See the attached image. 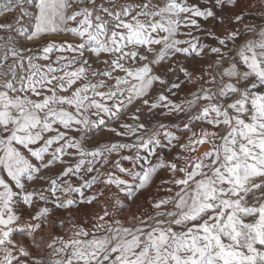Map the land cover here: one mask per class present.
Wrapping results in <instances>:
<instances>
[{
  "label": "snow or ice",
  "instance_id": "6c2138e0",
  "mask_svg": "<svg viewBox=\"0 0 264 264\" xmlns=\"http://www.w3.org/2000/svg\"><path fill=\"white\" fill-rule=\"evenodd\" d=\"M117 3L0 0V264H264V23Z\"/></svg>",
  "mask_w": 264,
  "mask_h": 264
},
{
  "label": "rangeland",
  "instance_id": "374dc122",
  "mask_svg": "<svg viewBox=\"0 0 264 264\" xmlns=\"http://www.w3.org/2000/svg\"><path fill=\"white\" fill-rule=\"evenodd\" d=\"M132 2H134V3H145V2H149V0H118L116 9L121 8L124 3H132ZM163 2H164V0H159V3L162 4ZM248 2L250 3L251 7L246 12V16L248 18L247 22L256 23V24L264 23V11L261 10L260 0H248ZM156 3H157V0H150V8H151L152 4H156ZM116 9H114V11ZM73 10H74V8L69 9L67 14H71V12ZM18 11L19 10L17 9V13H10V14L0 16V38H6L9 34V31L11 30V29H9V31H5L4 30L5 26L11 25L12 29L17 27V25L15 24V20H16V15L18 14ZM218 34H220V33L218 32ZM46 40H52V41L71 40V37L64 36V35H59V36L53 35V36L46 37ZM2 42H3V40L0 39V43H2ZM44 42L45 41H39L38 43H44ZM73 42H75V41H73ZM208 42L211 43L210 41H208ZM24 46L26 47L28 45H24ZM25 55H32V53L26 52ZM57 55H60V53H52V54H50V56H51L50 60H39V61H36V63L41 64V65H47V64L55 61ZM105 58L106 57H104L102 55L101 60H103ZM9 63H11V61H9ZM61 63H63V61H61ZM93 63H94V67H96V68L102 69L105 67V65H103L102 63H100V64H96L95 62H93ZM25 68H27V65H25ZM5 71H8V67L6 64L3 66H0V73L5 72ZM113 75H123V73H113ZM4 79H5V77L0 75V83H3ZM129 111H131V109H129ZM121 119H124V117H121ZM144 119L147 120V117H144ZM128 122L131 123V121H128ZM165 122H167V118H165ZM100 136H103V138L105 140L120 139V138H117L115 136H109V135H105V134H98V136L95 138H99ZM125 154H128V153H125ZM125 166H127V164ZM161 175H163V174H161ZM158 182H159V178H157V183ZM150 194L151 195H157L158 194L160 196L167 195V193H165L162 189L157 193L156 184H153L152 187L148 191L137 194L136 197L132 201L129 202L130 206L125 211V213L123 214V216L121 218L123 219L124 217L130 216L133 213L137 212L138 210L143 211V212L149 211V206L144 201V197H147ZM42 235L46 236L47 230L43 233L37 232L36 233L37 239H39Z\"/></svg>",
  "mask_w": 264,
  "mask_h": 264
}]
</instances>
